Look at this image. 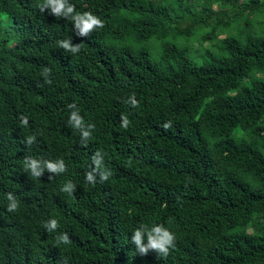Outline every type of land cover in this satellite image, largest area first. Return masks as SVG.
<instances>
[{"label":"trees","instance_id":"trees-1","mask_svg":"<svg viewBox=\"0 0 264 264\" xmlns=\"http://www.w3.org/2000/svg\"><path fill=\"white\" fill-rule=\"evenodd\" d=\"M70 2L104 27L80 37L73 22L41 13L43 0H0V264H264V0ZM230 9L241 16L212 24ZM209 26L202 40L226 35L202 63L175 42L157 56L142 46ZM68 38L82 43L78 54L59 47ZM133 93L137 108L125 103ZM71 103L96 125L86 147L68 125ZM97 150L112 175L92 185ZM25 156L63 159L67 171L31 177ZM69 180L72 195L60 191ZM142 223L175 234L166 257L137 253L131 235ZM64 232L71 244L57 245Z\"/></svg>","mask_w":264,"mask_h":264},{"label":"clouds","instance_id":"clouds-1","mask_svg":"<svg viewBox=\"0 0 264 264\" xmlns=\"http://www.w3.org/2000/svg\"><path fill=\"white\" fill-rule=\"evenodd\" d=\"M39 10L43 13L45 10H50V14L54 15L58 19L64 18L74 23L76 34L80 37H88L95 30L104 27V21L91 11L79 12L76 10V6L70 2V0H43V3L39 5ZM58 45L66 53L73 55L78 54L81 51L82 43L74 45L72 38L61 39L58 41ZM52 69L45 66L41 71V76L46 83H51L49 79ZM125 103L129 104L132 108L139 107L135 94L133 93ZM71 109L68 119L69 127L76 129L80 132V142L82 146H87L89 140L92 139L93 131L96 127L95 124H86L83 116L75 103H71L67 106ZM22 125L27 126L29 121L27 116H20ZM121 127L127 129L130 125V121L126 115H121ZM171 127V122H165L164 128L167 130ZM36 135L26 137L23 141L28 146H31L36 142ZM92 165L85 173V180L87 183L95 185L97 179L101 182L107 181L112 175L110 169L104 167V153L97 150L92 156ZM23 167L26 172L30 173L31 177L40 178L45 171L50 173L49 179H53L55 176H59L67 171V165L63 159H37L31 156H25L23 160ZM61 192L68 195H72L76 191V185L72 181L65 182L61 189ZM7 211L16 212L19 210L20 202L16 196L9 192L7 193ZM59 227L57 219L52 218L44 223V228L47 232H55ZM175 234L169 230L164 224H152L151 226L146 223L140 224L136 227L131 235V242L136 246V251L141 256H146L150 251H155L160 257H166L170 250L175 247ZM146 241V242H145ZM57 245H69L71 244V238L68 233H60L56 236Z\"/></svg>","mask_w":264,"mask_h":264},{"label":"rangeland","instance_id":"rangeland-1","mask_svg":"<svg viewBox=\"0 0 264 264\" xmlns=\"http://www.w3.org/2000/svg\"><path fill=\"white\" fill-rule=\"evenodd\" d=\"M157 1H159V0H157ZM218 5H219L218 3H214L213 9H215V10L219 9ZM227 11L228 12L224 13V14L222 12L218 13L219 16H217L211 20L212 24H215L218 21V18H220L221 16H224L225 19H229L230 17H233V16H241L238 12L231 11V9L227 10ZM177 14H178V11H177ZM246 14H248V13H246ZM244 22H245V18L241 19L240 21H237L234 24V27L232 28L233 29L232 34H236L238 32L237 28L238 29L243 28ZM187 25H188V20L185 19V20H182L181 23H179L177 25V27L179 26V28H185ZM258 26H259L258 20L256 19L252 29H254V28L257 29ZM211 30H212V26H209L207 28H203V30L198 29V31L196 33L189 35V36L181 35V37H180V36H176V35H170L166 39H161V40L154 38L153 40L146 41V42L142 43V46L148 48L153 56H157L160 53V49L162 47L163 42H166V41L175 42L178 45L186 46L189 49L188 54L192 57V59L196 63H202L205 60V57H204L205 51L207 49H213L214 43L219 38L226 35V33L225 34L220 33L218 38L214 41L202 40L201 39L202 36L205 33L210 32ZM122 42L124 43L125 41H122ZM261 75L264 76L263 74H261Z\"/></svg>","mask_w":264,"mask_h":264}]
</instances>
